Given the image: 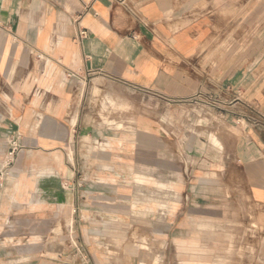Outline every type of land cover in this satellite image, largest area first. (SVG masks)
<instances>
[{"label": "crops", "instance_id": "1", "mask_svg": "<svg viewBox=\"0 0 264 264\" xmlns=\"http://www.w3.org/2000/svg\"><path fill=\"white\" fill-rule=\"evenodd\" d=\"M7 213L0 264H264V0H0Z\"/></svg>", "mask_w": 264, "mask_h": 264}, {"label": "rangeland", "instance_id": "2", "mask_svg": "<svg viewBox=\"0 0 264 264\" xmlns=\"http://www.w3.org/2000/svg\"><path fill=\"white\" fill-rule=\"evenodd\" d=\"M43 225L44 224L42 223L37 224V229L39 227H42ZM48 225L54 227L56 237L50 238V241L48 240V242H52L54 239H58L59 236L63 234L65 223L57 220L56 222L50 223ZM27 226V219H20L15 215H11L8 213L2 216V219H0V228L4 230V234L1 236V242L5 246L3 251L5 259L14 257L18 260H23L24 254L26 252L25 249H23V246L27 242V236L18 232H20L23 228L26 229ZM13 248H17V250L13 252Z\"/></svg>", "mask_w": 264, "mask_h": 264}, {"label": "built area", "instance_id": "3", "mask_svg": "<svg viewBox=\"0 0 264 264\" xmlns=\"http://www.w3.org/2000/svg\"><path fill=\"white\" fill-rule=\"evenodd\" d=\"M85 37H87V30L85 28L79 29V38L82 41Z\"/></svg>", "mask_w": 264, "mask_h": 264}]
</instances>
